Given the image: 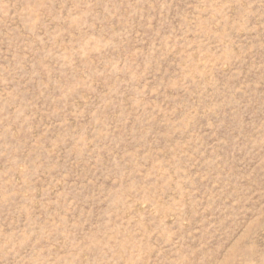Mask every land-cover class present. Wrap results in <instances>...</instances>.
<instances>
[{
    "label": "rangeland",
    "instance_id": "374dc122",
    "mask_svg": "<svg viewBox=\"0 0 264 264\" xmlns=\"http://www.w3.org/2000/svg\"><path fill=\"white\" fill-rule=\"evenodd\" d=\"M0 264H264V0H0Z\"/></svg>",
    "mask_w": 264,
    "mask_h": 264
}]
</instances>
